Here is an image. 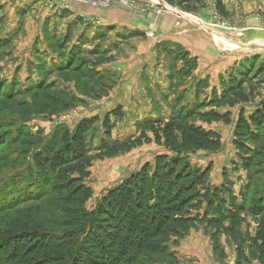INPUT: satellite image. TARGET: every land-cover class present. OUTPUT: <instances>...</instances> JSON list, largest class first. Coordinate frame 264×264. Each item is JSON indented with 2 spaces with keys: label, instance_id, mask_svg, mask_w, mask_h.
Masks as SVG:
<instances>
[{
  "label": "rangeland",
  "instance_id": "374dc122",
  "mask_svg": "<svg viewBox=\"0 0 264 264\" xmlns=\"http://www.w3.org/2000/svg\"><path fill=\"white\" fill-rule=\"evenodd\" d=\"M161 1L174 13L162 8L157 14L146 0H113L108 8L76 0H0V225L19 217L30 226L58 228L61 213L55 195L48 191L52 177L35 185L29 182L33 154L53 147L63 131L93 120L85 135L92 161L85 182L93 192L86 205L91 209L108 189L152 164L156 155L171 154L154 143L149 126L176 121L218 135V152L190 151L187 159L191 166L210 169L211 186L228 182L235 203L244 210L234 224H197L181 239L170 236L171 256L154 257L151 264H264L252 243L259 217L251 209L264 200V124L255 142L247 144V168L238 160L233 143L238 114L243 112L248 119L264 105V46H256L264 43V0H241L246 2L240 3L243 9L234 12L216 6L206 23L198 16L203 12L192 4L196 0H188L192 3L187 10ZM136 2L158 16L174 15L176 22L208 38L225 56L224 74L196 76L197 62L191 72L189 59L176 57L168 61L164 75L158 73L165 83L156 87L149 71L139 81L130 68L121 69L122 58L133 52L123 41L124 28L117 31L114 21L122 19V12L134 10ZM247 6H257L259 24L253 33L244 24ZM102 17L108 20L101 21ZM210 32L247 47L234 51L223 43L217 47ZM115 57L121 61L116 64L119 70L113 71L110 64ZM106 118L109 137L103 125ZM142 134L149 143L103 156L101 145L124 143ZM37 196L44 198L36 201Z\"/></svg>",
  "mask_w": 264,
  "mask_h": 264
},
{
  "label": "trees",
  "instance_id": "16d2710c",
  "mask_svg": "<svg viewBox=\"0 0 264 264\" xmlns=\"http://www.w3.org/2000/svg\"><path fill=\"white\" fill-rule=\"evenodd\" d=\"M183 1L177 6L187 10L182 3L188 0ZM165 2L170 4L171 0ZM216 3L221 8L220 0ZM163 47L170 49L168 44ZM169 55L170 59H189L190 71L195 70L196 59L183 50L176 48ZM107 118L103 125L109 137ZM92 121L82 120L71 132L63 131L53 147L33 154L29 183L35 185L52 177L48 191L56 197L61 221L58 228H42L19 217L5 219L0 225V264H151L154 257L171 256L170 236L181 239L197 224L222 226L225 221H237L244 209L235 203L230 184L224 180L211 186L210 169L191 166L186 156L197 150L218 152V135L176 121L149 126L154 143L171 154L156 155L152 164H145L108 189L88 209L93 192L85 182L92 161L85 135ZM262 124L264 105L248 119L243 112L238 114L233 143L244 168L250 159L247 144L255 142ZM143 141L149 143L150 139L142 134L124 143L103 144L100 149L109 158L129 152ZM251 209L259 217L253 247L264 258V200L256 201Z\"/></svg>",
  "mask_w": 264,
  "mask_h": 264
},
{
  "label": "crops",
  "instance_id": "0c3cea01",
  "mask_svg": "<svg viewBox=\"0 0 264 264\" xmlns=\"http://www.w3.org/2000/svg\"><path fill=\"white\" fill-rule=\"evenodd\" d=\"M191 1L182 4L183 6L188 5L192 3ZM174 2L177 4L179 1L171 0L172 6ZM136 3H139V5L136 4L137 6L134 10L122 12V19L114 21L117 31L118 27L124 28L125 38H123V41L129 42L133 52L131 55L122 58L124 60H122V64L120 65L121 69L130 68L136 74L137 80H139V76L142 73L149 71L153 77V81L157 82L156 85L153 82L152 86L155 85L158 87V83H161V85L165 83L162 74L164 75L166 73L165 66H167L170 60L169 53H173L174 49L179 48L188 53L189 58L196 59L197 68L194 71L196 76L207 77L215 75L216 78H219L220 75L224 74L225 56L219 55L214 50L208 38L199 31L190 29L189 25L185 27V24L181 23L176 26V18L174 15L166 14L158 16L153 11H146L143 4H141L142 2ZM240 3L245 4L246 2H242L241 0H220L221 7L226 12L240 11V9H243ZM192 4L196 7V10L203 12L198 13V16H200V20L203 18V22L205 21V23L209 12L216 11L215 7L217 6L216 0H196ZM248 5L250 6V3ZM247 11V15L243 16L244 24L248 28V31H251L250 33L256 32L258 30L257 24H259L256 13L257 6L253 8H248L247 6ZM105 19L108 20L107 17ZM106 20H103L102 17L101 21ZM148 32H151L156 37V40H147L146 34ZM211 39L213 41L212 37ZM165 44H168L170 49L166 50L163 47ZM120 61H117V57L114 58V61L110 64L113 71L119 70L120 67L116 66V64ZM158 73H162L161 77ZM137 85L139 86V84ZM138 86L135 88L137 89ZM128 89L131 90L134 88L130 87Z\"/></svg>",
  "mask_w": 264,
  "mask_h": 264
},
{
  "label": "built area",
  "instance_id": "2783aa9c",
  "mask_svg": "<svg viewBox=\"0 0 264 264\" xmlns=\"http://www.w3.org/2000/svg\"><path fill=\"white\" fill-rule=\"evenodd\" d=\"M77 2H80V3H82V4H85V5H87V3H85L83 0H76ZM112 1L113 0H90V2H91V4H88V5H90V6H92V7H96V8H108L110 5H111V3H112ZM147 1V4H150V6H152V7H154L156 10H157V14H159V10L160 9H162V8H164V9H168L167 11H170V12H173V10L172 9H170L169 7H167L165 4H163V2L161 1V0H155V1H153V2H156L155 4H153V2H152V0H146ZM151 1V2H150ZM174 13V12H173ZM184 16V15H183ZM182 16V17H183ZM184 18V17H183ZM179 25V23L178 22H176V26H178ZM146 36L147 37H149V38H151V39H155L156 37L152 34V33H150V32H148L147 34H146Z\"/></svg>",
  "mask_w": 264,
  "mask_h": 264
},
{
  "label": "bare ground",
  "instance_id": "6f19581e",
  "mask_svg": "<svg viewBox=\"0 0 264 264\" xmlns=\"http://www.w3.org/2000/svg\"><path fill=\"white\" fill-rule=\"evenodd\" d=\"M84 1L90 2V0H84ZM153 1H155V0H152V2ZM153 3L155 4L156 2H153ZM183 17L187 18L189 16H187V17L183 16ZM191 20H192V22L198 23L200 26H203V25H201V22H199L198 20H196V19L194 20L193 18H191ZM210 35H212L213 41H214V43H215V45L217 47H219L218 43H223V45L225 46V49L232 50V51H234V50H242V49H245L247 47V45H240V43L228 41L227 38L223 37V35L221 36V34H219V33L210 32ZM258 44H260V45H256L258 47L264 46V43H258Z\"/></svg>",
  "mask_w": 264,
  "mask_h": 264
}]
</instances>
